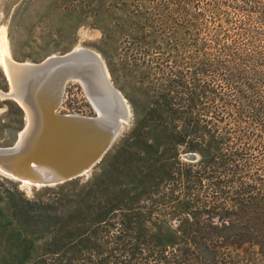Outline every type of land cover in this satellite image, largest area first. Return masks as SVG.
<instances>
[{
    "label": "trees",
    "instance_id": "trees-1",
    "mask_svg": "<svg viewBox=\"0 0 264 264\" xmlns=\"http://www.w3.org/2000/svg\"><path fill=\"white\" fill-rule=\"evenodd\" d=\"M188 1L165 2L154 25L168 49L140 120L138 142L151 135L157 159L138 155V208L89 179L84 195L57 196L63 212H42L48 241L31 264H264V0H233L247 15ZM180 147L196 156L187 166Z\"/></svg>",
    "mask_w": 264,
    "mask_h": 264
},
{
    "label": "rangeland",
    "instance_id": "rangeland-1",
    "mask_svg": "<svg viewBox=\"0 0 264 264\" xmlns=\"http://www.w3.org/2000/svg\"><path fill=\"white\" fill-rule=\"evenodd\" d=\"M181 1L0 0V34L5 38L9 58L17 63L39 64L77 48L90 50L100 56L109 81L128 106V119L122 120L123 128L114 144L89 174L75 179L73 185L29 190L0 174V264H31L48 241V235L43 234L42 212L52 215L63 212L64 207L56 203L57 196L73 190L84 195L90 186L83 189V185L93 177H105V195L123 199L122 208H138V193L143 192L142 189L138 192V159L149 155L152 160L157 159L151 135L138 142L142 132L140 120L146 118L145 126H148L154 92L161 84L162 73L157 62L165 51L159 47L168 49L161 40L163 33L160 36L154 25L159 26L162 21L159 16L163 18L167 14V8H162L165 2ZM229 1L231 6H239L248 14L249 2ZM193 2L201 8L206 3L205 0ZM260 4L264 6V2ZM177 16L182 20L183 15ZM169 31L171 34L172 30ZM163 57L172 64L168 54ZM2 58L0 54V148H7L18 141L27 116L14 99L1 97V93H9L12 87ZM180 66L183 67L182 63ZM84 87L80 79L68 82L60 113L101 116L95 106L97 102H92ZM185 152L183 147L178 149L182 166L190 163L184 158Z\"/></svg>",
    "mask_w": 264,
    "mask_h": 264
},
{
    "label": "water",
    "instance_id": "water-1",
    "mask_svg": "<svg viewBox=\"0 0 264 264\" xmlns=\"http://www.w3.org/2000/svg\"><path fill=\"white\" fill-rule=\"evenodd\" d=\"M77 58L80 64H69ZM88 61L100 70L109 98L119 110L117 115L112 112L107 117L102 111V116L86 117L59 112L67 83L92 70L91 65H85ZM26 69L29 75L21 88L1 93L2 98L14 99L27 108L29 119L18 141L12 147L0 148V174L29 190L86 177L114 144L123 128L122 120L128 119L126 101L106 76L100 56L84 48L51 56L39 64L15 66L17 73ZM104 100L108 102L102 96L98 99L102 108ZM186 158L193 161L196 156Z\"/></svg>",
    "mask_w": 264,
    "mask_h": 264
},
{
    "label": "bare ground",
    "instance_id": "bare-ground-1",
    "mask_svg": "<svg viewBox=\"0 0 264 264\" xmlns=\"http://www.w3.org/2000/svg\"><path fill=\"white\" fill-rule=\"evenodd\" d=\"M5 44H6L5 38L3 37V34L1 33L0 34V54L3 57L2 59L4 61V64H5V67L7 70V75L9 77V79L11 80V84H12L11 89L13 90V87H15V86H18L19 88H21V85L23 84L24 80L29 75V74L27 75L28 71L26 69L21 73L16 72L15 66H19V64H22V63H17L7 56V50H6ZM79 49L80 48L75 49V52L78 51ZM79 61L80 60L77 58V59H74L73 61H71L69 64L70 65H74L76 63L80 64ZM90 63L91 62L88 61L85 63V65L87 66V68L89 65H91V68H89V69L90 70L92 69V70L89 71L90 72L89 75L82 76V78H80V81L86 87L89 95H91L90 98L92 99V102L94 104L97 102L98 105L95 104V106L98 109V111L100 112L101 116H102V111L107 115V117H108V114L112 113V112L117 115L119 110L116 106V103L114 101H111V96L109 98L108 91H107V88H106L104 81L101 77L100 70H98L96 68L97 69V71H96L95 67L93 68L92 64H90ZM83 67H84V65H83ZM12 90H11V92H12ZM93 96L96 99V101L94 100ZM101 96H102V100L106 98V99H108V102H109L108 103L105 100L102 101L101 104H103V108L100 105V103H98V99H100ZM112 100H113V98H112ZM25 110L27 112V118L29 119V111L27 110V108ZM107 117L105 119V115H104L105 121H107V119H108Z\"/></svg>",
    "mask_w": 264,
    "mask_h": 264
}]
</instances>
